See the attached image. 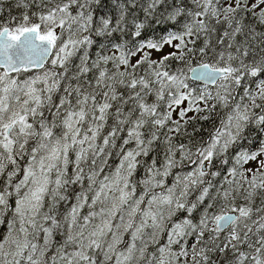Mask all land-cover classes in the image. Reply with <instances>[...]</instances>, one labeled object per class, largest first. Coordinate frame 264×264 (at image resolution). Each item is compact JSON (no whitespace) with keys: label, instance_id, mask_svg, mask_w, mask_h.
<instances>
[{"label":"snow or ice","instance_id":"obj_1","mask_svg":"<svg viewBox=\"0 0 264 264\" xmlns=\"http://www.w3.org/2000/svg\"><path fill=\"white\" fill-rule=\"evenodd\" d=\"M251 129L264 0H0V264H264Z\"/></svg>","mask_w":264,"mask_h":264},{"label":"trees","instance_id":"obj_2","mask_svg":"<svg viewBox=\"0 0 264 264\" xmlns=\"http://www.w3.org/2000/svg\"><path fill=\"white\" fill-rule=\"evenodd\" d=\"M101 8L102 9H111L112 8V0H101ZM17 10H13V14H16ZM114 14V13H113ZM127 38V37H125ZM201 87L203 85H200ZM223 115L222 112H217L214 113L212 115V118L209 121H196L195 122V126L196 127H200L201 131L199 133L196 134V139L200 140V139H207L209 132L213 129L214 126H218L219 124V119L221 118V116ZM193 128L190 125L188 127V131L192 132ZM248 135L250 136L251 139V143H249V140H244L241 142V144H239L236 148L232 149L231 151L235 152L237 151L239 148H245V149H255L259 146V141L261 139H264V134H258L257 131L255 129H251L249 130ZM160 149H157V152H160ZM162 158V155H161ZM118 161L113 158L112 161H110V164H115ZM143 176V169L141 168L138 172H137V178H140ZM170 179V178H169Z\"/></svg>","mask_w":264,"mask_h":264},{"label":"rangeland","instance_id":"obj_3","mask_svg":"<svg viewBox=\"0 0 264 264\" xmlns=\"http://www.w3.org/2000/svg\"><path fill=\"white\" fill-rule=\"evenodd\" d=\"M167 50V49H166ZM153 58H157L156 54H154ZM189 115H192L191 113ZM249 167H254L255 165L250 164ZM171 178L169 179L170 182ZM6 232V224H0V236H2Z\"/></svg>","mask_w":264,"mask_h":264},{"label":"water","instance_id":"obj_4","mask_svg":"<svg viewBox=\"0 0 264 264\" xmlns=\"http://www.w3.org/2000/svg\"><path fill=\"white\" fill-rule=\"evenodd\" d=\"M201 85H203V84L201 83Z\"/></svg>","mask_w":264,"mask_h":264}]
</instances>
